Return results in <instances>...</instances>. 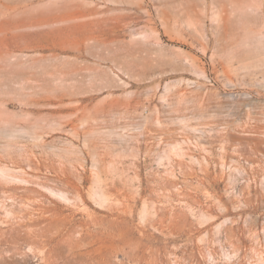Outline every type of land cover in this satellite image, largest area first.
<instances>
[{"label": "rangeland", "instance_id": "obj_1", "mask_svg": "<svg viewBox=\"0 0 264 264\" xmlns=\"http://www.w3.org/2000/svg\"><path fill=\"white\" fill-rule=\"evenodd\" d=\"M0 264H264V0H0Z\"/></svg>", "mask_w": 264, "mask_h": 264}]
</instances>
